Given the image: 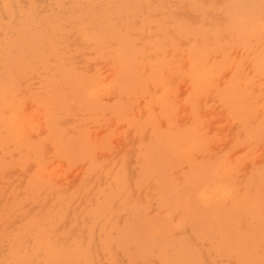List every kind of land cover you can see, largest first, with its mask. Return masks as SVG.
<instances>
[{"label": "rangeland", "instance_id": "obj_1", "mask_svg": "<svg viewBox=\"0 0 264 264\" xmlns=\"http://www.w3.org/2000/svg\"><path fill=\"white\" fill-rule=\"evenodd\" d=\"M0 264H264V0H0Z\"/></svg>", "mask_w": 264, "mask_h": 264}, {"label": "bare ground", "instance_id": "obj_2", "mask_svg": "<svg viewBox=\"0 0 264 264\" xmlns=\"http://www.w3.org/2000/svg\"><path fill=\"white\" fill-rule=\"evenodd\" d=\"M238 201H239V200H238ZM207 202H208V201H207ZM244 208H245V207H244ZM249 208H250V207H248L247 209H249ZM250 209H251V208H250ZM250 209H249V210H250ZM244 210H245V209H244ZM244 210H243V211H244ZM251 210H252V209H251ZM246 211H247V210H246ZM248 212L250 213V211H248ZM262 234H263V233H262Z\"/></svg>", "mask_w": 264, "mask_h": 264}]
</instances>
